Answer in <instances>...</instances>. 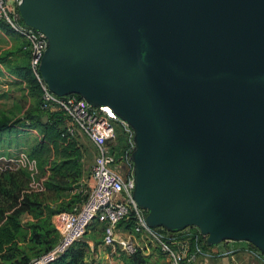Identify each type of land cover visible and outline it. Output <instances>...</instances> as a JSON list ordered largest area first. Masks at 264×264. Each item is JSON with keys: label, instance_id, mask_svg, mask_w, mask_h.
<instances>
[{"label": "water", "instance_id": "obj_1", "mask_svg": "<svg viewBox=\"0 0 264 264\" xmlns=\"http://www.w3.org/2000/svg\"><path fill=\"white\" fill-rule=\"evenodd\" d=\"M55 94L132 130L131 195L149 226L264 254V0H19ZM45 119V115H42Z\"/></svg>", "mask_w": 264, "mask_h": 264}, {"label": "built area", "instance_id": "obj_2", "mask_svg": "<svg viewBox=\"0 0 264 264\" xmlns=\"http://www.w3.org/2000/svg\"><path fill=\"white\" fill-rule=\"evenodd\" d=\"M19 0H0V20L6 22L22 38L21 47L27 52L28 66L39 86V105L44 110H62L65 131L84 134L93 144L95 153L86 177L87 189L84 198L70 209L53 214L57 236L51 246L30 257L27 264H50L72 243L82 239L93 224L100 230L101 243L112 250L116 247L125 254L141 250L139 237L144 233L154 239L166 255V264H190L198 250L196 242L203 238L199 230L180 233L161 226H149L144 220L145 209L138 206L131 195L133 179L131 167L125 172L122 165L130 158L127 148L116 152V127L122 126L132 146L131 127L117 117L107 104L92 105L75 92L55 94L38 71V63L46 46L45 34L21 22L17 3ZM130 218V226L120 227L118 222ZM159 230H158V229ZM201 236H200V235ZM187 239L193 242L194 250L184 254L174 247Z\"/></svg>", "mask_w": 264, "mask_h": 264}, {"label": "rangeland", "instance_id": "obj_3", "mask_svg": "<svg viewBox=\"0 0 264 264\" xmlns=\"http://www.w3.org/2000/svg\"><path fill=\"white\" fill-rule=\"evenodd\" d=\"M21 42V36L7 23L0 21V123H2V126L0 125V178L6 177L7 172L3 171L12 172L14 179L21 184L22 193L35 196L36 200L42 204L48 203L52 207L61 206L64 208L62 211H65L84 192L82 184H84L83 181L92 161L91 143L84 134H78L82 174L78 179L67 182V189L63 187L59 189L53 183H46L51 173L49 166L56 157L53 151L40 159L30 154V149L39 138L40 131L36 125H25L23 118L28 113L34 112L38 101V88L36 77L23 66ZM129 167L128 163H124L122 170L126 172ZM55 182L59 184L58 181ZM61 183L63 184V182ZM7 202L0 192V212L2 208L4 212L8 211ZM40 218L42 216H35L32 212L23 211L20 213L18 218L20 228L16 235L15 247L11 250L13 255L6 258L3 261L4 264H21L24 260L22 255L29 258L56 238L57 231L53 215H51L48 224H38L37 231L45 232L43 240L32 241L29 239V223ZM193 230L194 227L186 226L180 233ZM100 235L98 225L93 224L82 239L78 240L86 242L84 247L85 262L87 264H125L127 257L124 252L117 247L112 250L109 246H104L101 243ZM204 238L203 235V238L196 242V246L199 248L190 264H264V254L248 241L222 239L215 244L207 245ZM139 244L142 247L141 250L139 249V254L142 255L141 264L167 263L166 255L150 236L142 233L139 237ZM194 245L187 239L174 243V247L177 250L181 249L179 251L185 255L194 250L196 247ZM5 252L7 255L10 254L8 251ZM100 253H106V257H99Z\"/></svg>", "mask_w": 264, "mask_h": 264}, {"label": "trees", "instance_id": "obj_4", "mask_svg": "<svg viewBox=\"0 0 264 264\" xmlns=\"http://www.w3.org/2000/svg\"><path fill=\"white\" fill-rule=\"evenodd\" d=\"M21 44L20 49L24 59L23 66L31 72L27 63V52L21 47ZM36 86L38 88V101L35 110H33L34 112L28 113V115H25L23 118L25 125H36L38 126L40 131V136L31 147L30 154L35 156L37 159H40L42 156L51 154V152L53 151L56 159H54L49 166L51 169V173L49 174V178H47L46 183H53L57 187H59V189H61V187L67 189V182L78 179L82 174L81 150L80 144L78 143V135L70 134L65 131L64 114L62 110L56 109L47 111L40 107V86L38 81ZM42 115H45V119H42ZM0 125L2 126V123H0ZM114 148L116 149L117 153L127 148L128 154L131 148L129 147L126 132L120 125L116 127V144ZM84 149L86 151L85 147ZM129 162L131 167V161ZM3 172H7V174L6 177L0 178V192L4 195V200L8 201L7 204L9 209L8 211L4 212V209L2 208L0 212V264H4L3 261L13 255V252L11 250H13L15 247L16 235L20 228V222L18 220L20 213L26 211L34 213L35 216H42V218L36 219L35 222L29 223V239H31L32 241H42L45 236V232L37 231L38 224H48L50 222L51 215L64 209L61 206L52 207L48 203L42 204L41 202L36 200L35 196H30L28 193H22L21 184L14 179L12 172ZM86 177L83 181L84 184H82L84 189L82 196L72 202L69 209L74 203H77L84 198L87 189V185L85 182ZM55 181H58L59 184H56ZM61 182H63V184ZM33 193L35 194V191H33ZM130 223V218H128L125 220H120L118 222V225L120 227H128L130 226ZM188 227H194V230H197V228L193 225H190ZM54 240L41 251L32 256H35L40 252L48 249L54 242ZM77 241L72 243L50 264H87V262H85L84 260V247L86 245V242L85 240L78 242ZM5 251L11 252L9 255H7V252ZM139 253V249L131 254L124 253L127 257V259L125 260V264H141L142 255H140ZM30 257L27 258V256L22 255V258L24 260L23 262H21V264H27Z\"/></svg>", "mask_w": 264, "mask_h": 264}, {"label": "crops", "instance_id": "obj_5", "mask_svg": "<svg viewBox=\"0 0 264 264\" xmlns=\"http://www.w3.org/2000/svg\"><path fill=\"white\" fill-rule=\"evenodd\" d=\"M91 143V142H90ZM94 153H95V149H94V146H93V144L91 143V147H90V155H91V157L93 158V155H94ZM99 257H106V253H104V254H99Z\"/></svg>", "mask_w": 264, "mask_h": 264}]
</instances>
